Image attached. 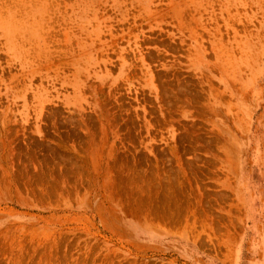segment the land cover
I'll list each match as a JSON object with an SVG mask.
<instances>
[{
    "label": "rangeland",
    "instance_id": "374dc122",
    "mask_svg": "<svg viewBox=\"0 0 264 264\" xmlns=\"http://www.w3.org/2000/svg\"><path fill=\"white\" fill-rule=\"evenodd\" d=\"M0 264H264V0H0Z\"/></svg>",
    "mask_w": 264,
    "mask_h": 264
}]
</instances>
